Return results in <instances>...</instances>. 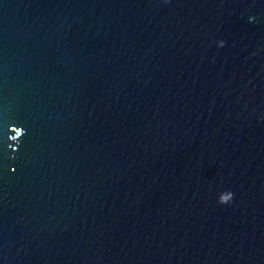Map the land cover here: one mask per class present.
Masks as SVG:
<instances>
[{"label": "water", "instance_id": "obj_1", "mask_svg": "<svg viewBox=\"0 0 264 264\" xmlns=\"http://www.w3.org/2000/svg\"><path fill=\"white\" fill-rule=\"evenodd\" d=\"M0 264H264V0H0Z\"/></svg>", "mask_w": 264, "mask_h": 264}]
</instances>
